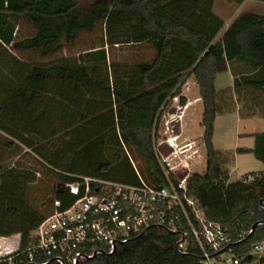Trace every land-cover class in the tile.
Returning <instances> with one entry per match:
<instances>
[{
    "label": "trees",
    "instance_id": "1",
    "mask_svg": "<svg viewBox=\"0 0 264 264\" xmlns=\"http://www.w3.org/2000/svg\"><path fill=\"white\" fill-rule=\"evenodd\" d=\"M215 2L0 0V44L11 47L0 54L1 67L9 69L0 90V130L11 137L4 147L31 148L56 177L51 195L38 202L28 191L35 181L29 171L14 166L0 173V236L20 235L27 245L46 217L84 193L83 186L76 194L70 187L57 188L58 182L73 184L88 176L167 186L155 151L157 132L172 99L179 98L182 107L188 104L182 93L188 75L197 82L204 105L207 160L204 172L187 178L188 196L209 221L227 226L236 237L245 232L228 249L244 256L241 264L253 261L245 255L264 240V224L256 225L264 222V171L253 180L228 183L230 154L217 150L213 138L216 118L226 112L216 79L229 62L248 64L256 73L235 80L233 91L246 87L264 94V14L241 13L214 42L225 25L214 11ZM22 22L34 27L33 36L17 38ZM99 22L105 23L102 45L63 54ZM118 44H148L154 54L136 63L111 62L107 46ZM26 50L39 51L43 60L17 55ZM246 152L264 164V132L255 135L253 148L237 150ZM179 239L168 228L151 227L113 253L79 264H200L199 247L191 243L182 251Z\"/></svg>",
    "mask_w": 264,
    "mask_h": 264
},
{
    "label": "built area",
    "instance_id": "2",
    "mask_svg": "<svg viewBox=\"0 0 264 264\" xmlns=\"http://www.w3.org/2000/svg\"><path fill=\"white\" fill-rule=\"evenodd\" d=\"M175 141L169 137L155 145L168 178L167 186L156 187L145 181L127 184L88 176L73 184L58 182L57 188L70 187L76 194L83 186L84 193L69 207L46 217L27 245L22 244L20 235L0 236V264H79L84 259L113 253L151 227L177 232L178 248L182 251L191 243L199 247L203 254L200 264H241L244 256L228 247L245 232L236 237L227 226L209 221L197 202L188 196L187 178L203 156L201 147L196 141ZM262 224L263 221L257 223ZM245 256L260 261L264 240L255 242Z\"/></svg>",
    "mask_w": 264,
    "mask_h": 264
},
{
    "label": "rangeland",
    "instance_id": "3",
    "mask_svg": "<svg viewBox=\"0 0 264 264\" xmlns=\"http://www.w3.org/2000/svg\"><path fill=\"white\" fill-rule=\"evenodd\" d=\"M214 11L225 22V25L218 32L214 40V42H218L223 38L228 27L241 13L264 14V2L259 0H216ZM105 33V23L99 22L94 31L83 33L73 45L63 50V54L78 55L82 49L102 45ZM34 34V27L27 22H22L17 38L24 39ZM9 47L7 48L0 44V54L11 52V47ZM107 49L109 50L111 62L136 63L149 60L154 54V50L148 44L139 46L118 44L114 47L107 46ZM17 55L22 59L43 60V56L37 50H26L17 53ZM255 74V70L248 64L232 61L229 62L228 70L219 73L216 79V88L221 93L219 99L220 105L226 112L218 114L216 118L213 142L217 150L230 154H228L230 157L228 158L227 168L231 176L229 174L228 183L242 179L253 180L255 174L264 171V164L251 152L239 155L238 168L233 170L236 166L235 158L237 150L240 148H253L255 145V135L264 132V94L261 91L246 87L240 91H233L235 80H241L243 77H253ZM7 76H9V69L7 66L1 67L0 64V90L2 89L4 78ZM186 77L182 93L187 96L191 109L185 114V107L179 104V98L172 99L162 116L156 141L157 145L169 137L175 138V142L179 144H188L196 141L201 147L203 156L192 167L191 173H202L207 167L204 128L201 126L204 105L200 97L199 86L194 77H188V75ZM172 108H176V111L172 112ZM9 140H11V137L0 130V146L4 148L0 152V173L4 169L13 168L14 166L29 171L32 177L35 176V181L30 183L28 191L33 200L41 202L40 200L51 195L53 192L56 180L53 169L45 165L44 161L31 148L21 145L12 149L4 147ZM245 264L261 263L255 258L252 262Z\"/></svg>",
    "mask_w": 264,
    "mask_h": 264
},
{
    "label": "crops",
    "instance_id": "4",
    "mask_svg": "<svg viewBox=\"0 0 264 264\" xmlns=\"http://www.w3.org/2000/svg\"><path fill=\"white\" fill-rule=\"evenodd\" d=\"M190 109H191V106H190L189 103H188V104L185 106V108H184V113H185V114L188 113V110L190 111ZM183 124H184V123H183ZM241 154H244V153H236V158H235V160H236V166H235V167H236V168L234 167L233 170L238 168V167H237V164H238V156L241 155ZM233 170H232V171H233ZM230 176H231V173H230Z\"/></svg>",
    "mask_w": 264,
    "mask_h": 264
},
{
    "label": "water",
    "instance_id": "5",
    "mask_svg": "<svg viewBox=\"0 0 264 264\" xmlns=\"http://www.w3.org/2000/svg\"><path fill=\"white\" fill-rule=\"evenodd\" d=\"M242 1H244V0H242ZM178 126H179V124H178ZM257 225V224H256Z\"/></svg>",
    "mask_w": 264,
    "mask_h": 264
}]
</instances>
